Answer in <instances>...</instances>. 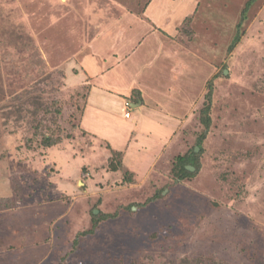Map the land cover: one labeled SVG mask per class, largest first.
Returning a JSON list of instances; mask_svg holds the SVG:
<instances>
[{
	"label": "rangeland",
	"instance_id": "374dc122",
	"mask_svg": "<svg viewBox=\"0 0 264 264\" xmlns=\"http://www.w3.org/2000/svg\"><path fill=\"white\" fill-rule=\"evenodd\" d=\"M248 1L0 0V264H264V0L232 47ZM93 212L118 215L80 236Z\"/></svg>",
	"mask_w": 264,
	"mask_h": 264
},
{
	"label": "trees",
	"instance_id": "16d2710c",
	"mask_svg": "<svg viewBox=\"0 0 264 264\" xmlns=\"http://www.w3.org/2000/svg\"><path fill=\"white\" fill-rule=\"evenodd\" d=\"M254 2L255 0H249L246 3V6L242 11V21L238 24V29H237L235 38L233 40L232 47L237 45V43L242 38L240 29L242 27L244 18H246L248 11ZM214 90H215L214 83L213 81H210L208 83V91L204 96V102L200 109V123L202 124L203 129L201 133L198 135L197 145L200 146L201 149L203 148V143L207 139L208 133L210 132L211 126H212V106H213ZM57 110L61 112L59 108H57ZM61 133H62L61 129H58V130L53 129L51 130L50 134L42 135V138L40 139V145L43 147L49 148V147H52L60 143L63 140ZM29 145L31 146V144L28 143V146ZM108 147L112 151V156L110 157V160H109L110 170L112 171L121 170L124 167L123 152L113 149L110 145ZM201 165H202L201 152L196 150V146H193L186 152L179 153L174 158L171 172L173 176L178 180L194 179L199 173L201 169ZM188 166L195 167V170L189 169ZM133 176L134 175L131 170H126L124 173L123 181L132 182L134 179ZM117 215H118L117 212H114V213H103L102 212L98 215L95 212H93L92 227L86 231H83V233L80 234V236L81 235L86 236L89 234H93L98 229V227L103 221L116 218ZM78 239L79 237L76 238L75 244L78 243Z\"/></svg>",
	"mask_w": 264,
	"mask_h": 264
},
{
	"label": "water",
	"instance_id": "95a60500",
	"mask_svg": "<svg viewBox=\"0 0 264 264\" xmlns=\"http://www.w3.org/2000/svg\"><path fill=\"white\" fill-rule=\"evenodd\" d=\"M198 150H199V147H197V151ZM188 168L191 169V170H195V167H193V166H188Z\"/></svg>",
	"mask_w": 264,
	"mask_h": 264
},
{
	"label": "built area",
	"instance_id": "2783aa9c",
	"mask_svg": "<svg viewBox=\"0 0 264 264\" xmlns=\"http://www.w3.org/2000/svg\"><path fill=\"white\" fill-rule=\"evenodd\" d=\"M126 116L130 117L131 116V113L130 111L127 112Z\"/></svg>",
	"mask_w": 264,
	"mask_h": 264
},
{
	"label": "crops",
	"instance_id": "0c3cea01",
	"mask_svg": "<svg viewBox=\"0 0 264 264\" xmlns=\"http://www.w3.org/2000/svg\"><path fill=\"white\" fill-rule=\"evenodd\" d=\"M152 2V1H151ZM156 25V24H155ZM158 26L156 25V28H157ZM160 30H162V28H159ZM124 117L126 118V116H125V112H124Z\"/></svg>",
	"mask_w": 264,
	"mask_h": 264
}]
</instances>
